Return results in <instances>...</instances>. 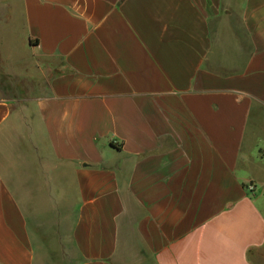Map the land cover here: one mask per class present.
I'll return each instance as SVG.
<instances>
[{
  "label": "crops",
  "instance_id": "0c3cea01",
  "mask_svg": "<svg viewBox=\"0 0 264 264\" xmlns=\"http://www.w3.org/2000/svg\"><path fill=\"white\" fill-rule=\"evenodd\" d=\"M0 264H264V0H0Z\"/></svg>",
  "mask_w": 264,
  "mask_h": 264
},
{
  "label": "built area",
  "instance_id": "2783aa9c",
  "mask_svg": "<svg viewBox=\"0 0 264 264\" xmlns=\"http://www.w3.org/2000/svg\"><path fill=\"white\" fill-rule=\"evenodd\" d=\"M254 190H255V188H254L253 185H250V186L248 187V191H249L250 193H253Z\"/></svg>",
  "mask_w": 264,
  "mask_h": 264
}]
</instances>
